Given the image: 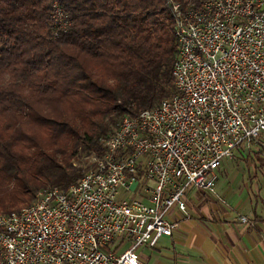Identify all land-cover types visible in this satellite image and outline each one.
<instances>
[{
  "label": "built area",
  "instance_id": "2783aa9c",
  "mask_svg": "<svg viewBox=\"0 0 264 264\" xmlns=\"http://www.w3.org/2000/svg\"><path fill=\"white\" fill-rule=\"evenodd\" d=\"M169 3L176 93L123 117L77 183L0 212V264H144L139 249L177 229L172 209L188 216L190 189L225 203L223 162L264 152V0Z\"/></svg>",
  "mask_w": 264,
  "mask_h": 264
},
{
  "label": "trees",
  "instance_id": "16d2710c",
  "mask_svg": "<svg viewBox=\"0 0 264 264\" xmlns=\"http://www.w3.org/2000/svg\"><path fill=\"white\" fill-rule=\"evenodd\" d=\"M172 27L169 0H0V211L77 183L81 154L176 93Z\"/></svg>",
  "mask_w": 264,
  "mask_h": 264
},
{
  "label": "crops",
  "instance_id": "0c3cea01",
  "mask_svg": "<svg viewBox=\"0 0 264 264\" xmlns=\"http://www.w3.org/2000/svg\"><path fill=\"white\" fill-rule=\"evenodd\" d=\"M250 150L262 151L258 146ZM227 161L217 171L216 183V193L226 202L210 192L190 189L188 216L172 209L169 219L177 229L156 247L139 249L144 264H264V166H256L250 181L244 182L231 165L223 168ZM125 195L147 200L145 193ZM240 215H247L254 225L243 223Z\"/></svg>",
  "mask_w": 264,
  "mask_h": 264
},
{
  "label": "rangeland",
  "instance_id": "374dc122",
  "mask_svg": "<svg viewBox=\"0 0 264 264\" xmlns=\"http://www.w3.org/2000/svg\"><path fill=\"white\" fill-rule=\"evenodd\" d=\"M263 139H264V135H263ZM243 149H245L242 151L243 154H241V151L237 152L238 154L241 155L236 154L234 157L229 159L230 161L224 163L223 168L225 169L228 167L227 165H231L233 170L234 169L237 170V172L242 175L245 182L248 178H249L248 180L250 181V179L254 175V169L256 166L259 165L264 166V152L263 151H260L258 153L253 152L252 150H250V148L247 147ZM92 155L93 154H81L79 156V159L77 160L78 165L84 169V173L90 170L94 166V158ZM221 171L222 170L220 169V172ZM0 212H6V211H0Z\"/></svg>",
  "mask_w": 264,
  "mask_h": 264
}]
</instances>
